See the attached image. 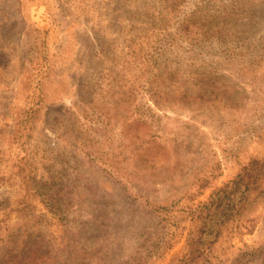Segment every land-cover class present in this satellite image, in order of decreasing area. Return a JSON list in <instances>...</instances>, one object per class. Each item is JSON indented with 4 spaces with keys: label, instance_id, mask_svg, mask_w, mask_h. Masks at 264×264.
<instances>
[{
    "label": "rangeland",
    "instance_id": "rangeland-1",
    "mask_svg": "<svg viewBox=\"0 0 264 264\" xmlns=\"http://www.w3.org/2000/svg\"><path fill=\"white\" fill-rule=\"evenodd\" d=\"M253 157L264 0H0V259L178 264L186 208ZM233 227L201 264H264V194Z\"/></svg>",
    "mask_w": 264,
    "mask_h": 264
},
{
    "label": "trees",
    "instance_id": "trees-1",
    "mask_svg": "<svg viewBox=\"0 0 264 264\" xmlns=\"http://www.w3.org/2000/svg\"><path fill=\"white\" fill-rule=\"evenodd\" d=\"M218 24L217 22H204L203 19L195 16L189 23H186V26L190 30H195L200 29V26L204 28L208 25L210 29H213L212 31L218 32L216 37L221 39L230 37L228 30H224L225 21H221L219 26ZM230 41L233 44L240 40L236 36H231ZM226 56L233 61L241 62L242 54L235 53L234 48L227 52ZM204 85L208 87L210 83ZM153 102L159 103L155 98ZM262 194H264V159L253 157L241 165L230 180L214 188L205 200L188 206L184 216L190 222L185 234L186 250L178 264L207 262L213 246L225 234L232 231L234 223ZM43 249L45 248H42V245L36 246L35 250H31L26 245L19 249L13 246L11 254L0 259V264H31L33 259L40 261L47 255Z\"/></svg>",
    "mask_w": 264,
    "mask_h": 264
}]
</instances>
